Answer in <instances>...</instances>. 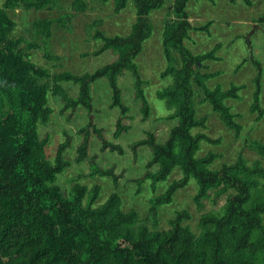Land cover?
Masks as SVG:
<instances>
[{
  "label": "trees",
  "instance_id": "obj_1",
  "mask_svg": "<svg viewBox=\"0 0 264 264\" xmlns=\"http://www.w3.org/2000/svg\"><path fill=\"white\" fill-rule=\"evenodd\" d=\"M45 1L52 3V0ZM96 1L107 3L111 0ZM189 1L173 0L172 16L164 21L163 49L167 66L162 76L172 75L174 80L157 91L170 109H176L172 117H177L178 123L163 143L157 142L152 131H146L145 138L131 143L135 156L141 145H148L153 152L145 174L134 180L138 184L136 193L144 180L150 179L154 186L166 180L175 167L181 169L182 176L174 179L163 195L154 197L148 215L140 217L135 209L126 211L123 208L117 191H112L103 203L97 204L102 185L95 183L90 188L81 183L80 178L112 177L117 186L122 176L114 167L101 166L97 155L90 154L93 134L101 141L102 150L124 152L123 146L107 139L104 128L94 122L92 84L101 77L108 81L110 107L120 109L114 131L116 139L131 127L128 121L132 115L119 85V77L126 71L134 81L133 96L140 101L142 117L144 120L149 117L150 107L142 88L144 81L135 58L153 31L150 13L163 7L166 0H133L136 18L129 35L108 36L96 29L93 37L102 39L103 44L94 55L112 50L117 57L83 74L68 70L50 72L35 63L28 44L37 43L28 42L22 35H11L16 22L4 8H16L21 2L32 8L37 3L35 0H4L0 6V264H264V189L256 190L260 183L257 178L264 179L260 162L246 171L238 169L244 166L241 156L232 167L225 165L220 171L206 172L197 166L199 161L195 154L200 140H218L194 137L190 133V128L196 124L191 102L192 79L204 88L207 100L215 110L223 112L226 123L236 128L237 135L241 126L224 103L226 97H237L238 88L210 89L206 81L213 74L200 72L202 61L214 58L216 47L196 54L184 43L189 30H206L212 23L208 21L193 27L188 19ZM229 1L235 3L237 0ZM112 2L114 12L118 13L129 0ZM71 8L76 13L85 12L88 2L72 0ZM73 18L74 14L69 12L40 18L34 22V28L45 42L53 35L54 27L65 28ZM259 20L264 21V15ZM254 64L258 72L251 110L263 115L264 109L259 105L263 66L255 59ZM64 83L79 85L78 94L70 95ZM49 94L61 100L59 112L68 120L79 106L87 111L88 121L77 132L82 140L73 161L65 157L74 138L66 130L63 131L65 138L56 146L54 158H49L47 147L51 134L42 135L43 128L40 131L41 125L46 126L54 113ZM74 161H89L90 170L74 177L75 182L68 190L57 180ZM154 165L158 166V171L151 170ZM243 171L246 173L242 174ZM192 177L198 182L193 197L198 209L205 208L204 199H209L212 191L213 198L227 194L224 204L219 210L201 214L198 233L186 223L192 217L187 209L176 211L168 227H159V207L170 202L173 194L184 188ZM221 183L235 191L227 188L223 193L224 189L218 185Z\"/></svg>",
  "mask_w": 264,
  "mask_h": 264
},
{
  "label": "crops",
  "instance_id": "obj_2",
  "mask_svg": "<svg viewBox=\"0 0 264 264\" xmlns=\"http://www.w3.org/2000/svg\"><path fill=\"white\" fill-rule=\"evenodd\" d=\"M220 1H225L227 3V5L223 6V10H225L226 12L225 14L227 16L224 17L220 16L222 11L213 9V4L215 3V0H207V1L205 0V4H204L205 11L207 12L210 11L211 15L203 14L201 17L196 14L195 15L189 14L188 19L193 27H200L202 25H205L208 21L212 22L210 23V25H208V28L206 30H198L192 28L191 30H189V37L187 38L189 39V41H191L193 38L192 36H195V34L193 33L190 34L191 31H196V32L201 31L207 33V38H210L208 49H206L203 52L196 53L186 45L187 39H185L184 43L190 50H192L196 54H204L206 52L212 51L216 47L214 51V55H215L214 58H207L203 60L202 67H200V72L213 74V76L207 79L206 81V85L210 89H215L216 87H220L223 91H228L232 87L238 88L237 97H226L224 99V103L227 107H229L230 112L234 115V121L241 126V129H240V133L237 135L236 128L231 127L226 123L223 112L215 110L211 102L207 100L204 88L201 85H199L194 79H192L191 83L193 87V96L191 98V102L193 105L194 119L196 124L190 128V133L194 137L206 136L210 139L218 140L217 142L209 141L205 138L200 140L199 148L195 154V158L199 161L197 166L206 172L220 171L225 165L232 167L241 156L244 166L239 167L238 169L251 170L256 166L257 161H259L260 166L264 168V148H259L253 145V144H258L264 146V114L260 115L259 111L251 110V106L254 102V92L256 89L255 78L258 72L257 67L254 64V59L258 60L263 66V77L261 81L259 105L261 108L264 109V21L261 22L259 20L264 15V11H263L264 4H262L263 2L259 4L260 8H262L260 9L259 14H252L251 10L256 9L255 6L253 5L255 1L243 0L242 5L240 4L237 10V13L239 14L236 15L237 17H233L235 16L234 13H236L235 7H230L228 5L229 4L228 2H230L229 0L228 2L226 0H220ZM237 1L235 3H237ZM111 3L113 5L112 1ZM235 3L230 2V4H235ZM171 6H170V10H171ZM228 6L230 7L229 10H227ZM243 6L246 7L244 8ZM195 21L197 23H194ZM153 28H154V24H153ZM157 40L158 38H155L149 43L151 47L153 45L155 46L156 43H153V41L156 42ZM145 41L143 42V49H144ZM152 48H151V52L148 55L145 56L143 54L142 58H138L140 60V67L144 74V75L141 74L139 70L141 79L143 81H146V79L153 78L152 79L153 82H157V76L161 77L162 78L161 80L168 79L169 82L166 85L167 87L173 83V79L170 75L162 76V72L166 69L167 65L166 66L163 65V67L161 68V64H156V60H154V58H165L167 64V59L163 49V33H162V49L160 48V51H158V48L157 50L155 49L153 50ZM141 52L137 55V57H139ZM140 67L138 66V69ZM149 74L151 76H148ZM122 78L123 77L121 76L122 84H124V86H126V88L129 89L131 85L128 79L125 78L124 80H122ZM96 82H94V84L92 85L93 104H94V108L97 110L96 111L97 113L95 114L96 123L100 127L103 126L106 127L107 130L109 131V135L112 136V133L114 134V131L116 129L115 125L118 118L117 110L111 109L110 99H109L110 95L109 93L104 94L102 91V89L105 88L104 85L102 83H96ZM148 83L149 84H146L144 82L142 84V88L149 103L150 113L147 119L144 120L142 117L146 125L144 126V124H142L141 129L152 131L155 134H156L155 132L156 128L162 129L161 134L159 135L157 134L158 136L156 135V138H157V142L163 143L168 139L171 129L178 123V118L172 117V115L175 114L176 109L175 108L170 109L167 106L168 112L165 113L164 115L160 116L159 113H155L154 110H152L149 96L145 90V86L150 85V82ZM126 96L128 102L132 105L131 107L132 117L133 116L135 117V112H137L136 113L137 115L141 114V104L139 106L138 102L136 103L133 102L132 100L133 96L131 91L128 92L127 90ZM133 104L135 105L133 106ZM77 110L78 111L75 114L77 117V121L84 120L82 123H80V125H78V129H77L78 131L83 125H85L84 123L85 120L87 122V112L83 106H79ZM84 112L86 115L84 114ZM130 123L132 122L130 121ZM226 130L228 131L227 133L228 136H231L233 139H237V140L241 139V144L235 150L224 149L228 141L222 135L225 134ZM120 137L117 143L121 144L122 146L129 141L128 138L130 139L131 143H133L136 140L145 138L144 136L139 137L137 134L133 136V135H126L124 133ZM80 138L82 140L81 136ZM81 140L76 143L77 147L80 144ZM95 142H99V140L97 138L93 139L92 144L94 145ZM204 142L208 144H203ZM99 144L102 146L101 141L99 142ZM93 145L90 146V150H93ZM77 147H75L76 150ZM125 147L126 146H123L124 149L123 153H119L115 151V155H109V153L106 152L108 154L107 158L109 159L106 161L108 164H105L103 162L101 163L97 159V161L101 166L114 167L115 172L117 174H122V176L118 180L117 186L115 185L112 177L96 176V178L100 177L103 180L104 179L107 180L112 187V189L109 192L107 191V189L105 190L104 186L102 187V191L97 200V204L103 203L112 191H117L122 198L123 208L126 211L135 209L139 213L140 217H146L149 213L152 199L154 197L163 195L167 191L169 184L174 179L182 176V172L180 169V174L177 173L175 176L172 175L175 172L174 170L177 168L175 167L171 171V173L169 174L166 180L158 181L154 186H152V181L150 179L144 180L141 184V190L139 191V193H136L138 189V184L134 180H136L139 177H142L145 174V172L147 171V163L153 158V152L148 145H141L137 149V158L136 161L134 162V158H133L134 155L132 154L133 152L131 153L132 149ZM248 151H250V155L253 154L252 158L249 157L250 155L249 156L247 155ZM65 157L68 158V156ZM113 161H116L119 167H115L111 165ZM151 170L158 171V166L154 165L151 168ZM245 171H243L242 174H245L246 173ZM192 179H195L196 185L193 184L191 186L194 187L197 186L196 189L197 192L198 182L196 178L193 177L190 178L188 184L184 186V188L186 189L188 188ZM257 179L260 183L256 190L261 191L262 189H264V179L262 178H257ZM95 183L101 184L100 182H95ZM102 184L106 186V184L104 183ZM218 185H221L220 189L222 188L224 189L222 190L223 193L227 192L225 190H227L228 187L225 184L221 183ZM89 187L91 188L92 186L89 185ZM228 190H231L232 192L235 191L232 188H228ZM184 191L186 190H183L182 192ZM177 192L178 190L173 194L170 202L164 203L166 206L175 203L174 198L175 199L177 198L178 196ZM220 197L221 196L219 197L217 196L216 198L214 197V199H212L211 201L213 202L214 200V203H217ZM203 199L204 197L201 199V201ZM204 201H208V199L205 198ZM178 203L179 205H182V207H184L187 201L183 199L182 201H178ZM172 208H173L172 212L174 213L172 214L173 215L172 217L168 218L169 220L175 216V214L177 213L176 211L182 210V208H179L178 205H174ZM199 218L201 221L202 218L200 216Z\"/></svg>",
  "mask_w": 264,
  "mask_h": 264
},
{
  "label": "rangeland",
  "instance_id": "obj_3",
  "mask_svg": "<svg viewBox=\"0 0 264 264\" xmlns=\"http://www.w3.org/2000/svg\"><path fill=\"white\" fill-rule=\"evenodd\" d=\"M111 1L107 3H102L96 0H87L88 9L85 12H77V13L71 8L72 0H52V3L51 2L46 3L45 0H35V3H37V5H35L32 8H29L25 2L24 3L21 2L17 4L18 7L16 8L13 6L4 9H5V13L16 22V26L14 27V29H11L10 31L11 35L15 37L22 35L28 40V42L34 41L37 43V45L30 43L28 44L29 47L28 51L30 53V57L35 63H37L41 67L48 68L50 72L68 70L73 73L83 74L94 71L95 69L114 61L117 57V55L112 50H107L99 55H94L93 52L98 50L103 44L102 39L93 37V33L95 32L96 29H100L104 31L108 36H115V35L126 36L129 35L132 30V25L135 22V18H136V11H135L136 8L133 0H129L126 8L125 9L123 8V10L120 13L119 12L114 13L113 11L114 8ZM226 1L228 2V0ZM242 1L243 0H239L235 4H230V2H228L229 3L228 5L230 7H235L236 9L235 11L236 13H234L235 16L233 17H237L236 15L239 14L237 13V10L240 4L242 5ZM254 1L255 3L253 5L255 6L256 9L251 10L252 14H259L260 9H262L260 8L259 4H261L262 2H263L262 4H264V0H254ZM3 2L4 0H0V6L3 4ZM172 2L173 0H166L163 7L155 10L154 12H151L150 18L152 20V23L154 24L153 33L151 37L145 41L144 49L139 55V57L135 59V62H137L139 67H140V60L138 58H142L143 54L145 56L148 55L151 52L152 47L153 50L154 49L157 50L158 48V51H160V48L162 49V33H163L162 29L164 26V21L169 16H172V12L170 10V6ZM204 4H205V0H191L187 6V10L189 11L190 15L196 14L201 17L203 14L211 15L210 11L209 12L205 11ZM224 5H227V3L225 1H220V0H215V3L213 4V9L221 10L222 12L220 16L223 17L227 16L225 14L226 13L225 10H223ZM229 6L227 7V10H229L230 8ZM263 11H264V5H263ZM66 12L74 14V18L72 22H70L68 25L69 27L68 26L65 28L54 27L53 35L44 42L42 36L38 35V33L36 32V29L34 28V22L40 18L56 17ZM194 23L197 22L195 21ZM192 33L195 34L196 37L192 36L193 38L191 41L187 39L186 45L196 53L203 52L206 49H208L210 38H207V33L201 31H197V32L191 31L190 34ZM155 38H158V40L156 42L153 41V43L156 44L155 46L153 45L151 47L149 43ZM45 44L47 45V47L45 46ZM86 52H88L89 55H83V53ZM56 55L58 56V58L56 57ZM154 60H156V64H161V68L163 67V65L164 66L167 65L165 58H154ZM139 70L141 74H143L141 67L139 68ZM148 76L151 75L149 74ZM170 76L173 79V76L172 75ZM122 77H123L122 80L127 78L131 85L130 88L127 89L126 86H124V84H122L121 82V76L119 77V85L122 90L123 101L130 108V113H131L132 105L127 100L126 92L127 90L128 92L131 91L133 96L134 90L132 84L134 83V81L132 80V76L129 73V71H126V74L122 75ZM152 79L153 78L146 79V81H144L146 84H149L148 82H150V85L145 86V90L149 96L152 110H154L155 113H159V115L161 116L168 112V107L166 105L165 100L159 98L156 95V92L158 89H162L166 87L169 80L168 79L161 80L162 78L158 76H157V82H153ZM96 83H102L104 85L105 88H103L102 91L104 94L109 93L110 95L109 99L111 102V89L107 79L105 77H101L97 79ZM64 86L69 89L70 95L76 96V94H78L79 85L73 83H64ZM132 100L134 103L138 102L140 106V101L135 99L134 96ZM49 104L54 109L52 119L46 126L41 125L40 127V131L43 128L41 131L42 135H44L46 132H49L51 134V140L47 147L49 158L50 159L54 158L56 146L60 141H62L65 138L63 131L66 130L68 131V133L73 135L74 138L72 145L68 148L65 155L73 160L75 159L77 152L75 148L77 147L76 143L81 140L80 138L81 135H78L77 133L78 125H80V123H82L84 120L77 121V117L75 114L78 110L74 112L70 120L66 118V115L60 114L59 111L62 107V102L58 97L56 98L51 96ZM134 105L135 104H133V106ZM111 109L117 110V115L118 117L120 116V109L118 107H114ZM96 113L97 112H95V114ZM136 113L137 112H135V117L133 116L130 120L132 123L128 121L131 127L128 131L124 132V134L133 135V136L137 134L139 137L142 136L146 137L147 130L141 129L142 124H144V126L146 125L145 121H143L142 119V114L137 115ZM95 114H94V122L96 123ZM87 121H88V114H87ZM84 123L85 124L87 123L86 120ZM102 128H104V133L107 139L111 141L115 140L116 142H118V140L121 138L120 137L116 139L113 133L112 136H110L107 128L104 126ZM155 132L156 135L157 134L159 135L161 134L162 129L156 128ZM227 133L228 131L226 130L225 134L222 135L228 141L224 149L235 150L241 144V139L240 140L233 139L231 136H228ZM96 138L97 136L93 134V136L90 139V146L93 145L92 144L93 139ZM128 140L129 141L126 142L123 146L132 149L131 141L129 138ZM99 142L94 143L93 150H90V154L97 155V159L101 163L103 162L105 164H108L106 162L107 160H109L107 158L108 156L107 153H109V155H115V151H110V149L102 150ZM203 144H208V143L204 142ZM132 152L133 150H131V153ZM132 154L134 155L133 158L135 162L137 155L135 156L134 152ZM247 155L248 156L250 155V151L247 152ZM249 157L252 158L253 154H251ZM111 165L115 167H119L116 161H113ZM89 170H90L89 161H84L81 163H77L74 161L71 167L67 168L64 172L59 174L57 182L61 184L63 188L70 190V188L73 186L75 182L73 178L76 177L79 173H88ZM174 171L175 172L172 175L175 176L177 173L180 174V168L177 167ZM80 182L81 183L87 182L86 184L88 186L89 185L93 186L95 182H100L102 187L104 186L105 190L107 189L108 192L112 189L111 184L107 180L105 179L103 180L100 177L99 178L82 177L80 178ZM102 183L106 184V186L103 185ZM193 184L196 185L195 179L191 180L187 189L181 188L178 190L177 192L178 196L176 198L177 200L174 198L175 200L174 204L168 206L164 204L159 207L158 209L159 212L158 220L160 225L159 227L169 226L168 218L172 217L173 216L172 214L174 213L172 212L173 211L172 207L174 205H178L179 208L187 209L190 211L192 217L190 220H187L186 223L190 224L191 228L195 231V233H198L200 230L198 225L199 216H201L202 213L207 211L219 210L221 206L224 204L227 194L225 193L221 195L218 202L214 203V200L213 202L211 201L212 199H214L213 198L214 193L212 191L211 197L208 199V201H205L207 207L205 205L204 209L202 210L198 209V207L195 204V201H193V195L196 192L197 186L196 187L191 186ZM183 190L186 191L182 192ZM183 199L187 201L184 207H182V205H179L178 203V201H182Z\"/></svg>",
  "mask_w": 264,
  "mask_h": 264
}]
</instances>
